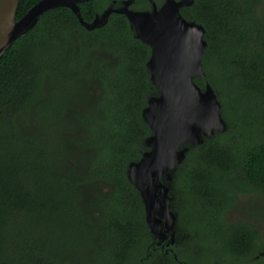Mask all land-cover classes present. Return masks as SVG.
Returning a JSON list of instances; mask_svg holds the SVG:
<instances>
[{
    "label": "trees",
    "instance_id": "1",
    "mask_svg": "<svg viewBox=\"0 0 264 264\" xmlns=\"http://www.w3.org/2000/svg\"><path fill=\"white\" fill-rule=\"evenodd\" d=\"M38 1L19 0L15 18ZM121 1L78 5L89 22ZM163 1L132 0L130 8L150 9L152 2ZM261 1L194 0L180 9L184 18L205 28L206 77L194 81L212 86L226 129L189 146L171 174L177 231L190 234L188 243L173 252L152 248L156 238L139 192L126 176L151 133L142 110L150 96L159 94L146 67L149 47L135 37L123 14L111 13L104 26L89 31L66 7L45 11L14 40L0 58V264H196L198 257L190 255L197 250L191 247L200 245H207L212 256L204 264H227V259L264 264V257L249 260L256 254L259 230L224 221L238 195L264 191ZM92 49L99 57L86 83L100 105L96 111H70L67 104L55 103L57 88L49 76L61 68L67 77L63 66L69 65L63 63H74L73 57ZM61 53L72 59L61 62ZM225 106L230 117L222 114Z\"/></svg>",
    "mask_w": 264,
    "mask_h": 264
},
{
    "label": "water",
    "instance_id": "2",
    "mask_svg": "<svg viewBox=\"0 0 264 264\" xmlns=\"http://www.w3.org/2000/svg\"><path fill=\"white\" fill-rule=\"evenodd\" d=\"M18 1L0 0V58L45 11L57 7L69 8L89 31L104 26L111 13L123 14L135 37L149 47L146 67L159 94L150 96L142 110L151 133L145 139L147 149L127 165L126 176L139 192L150 233L159 239L167 232L173 236L176 214L170 206L171 174L184 161L189 146H198L226 129L212 86L206 81L202 88L194 81V77H206L202 59L208 47L204 26L180 12L194 0H164L159 6L152 2L145 10L130 8L132 0H122L120 6L109 5L89 22L78 4L91 0H39L16 19Z\"/></svg>",
    "mask_w": 264,
    "mask_h": 264
},
{
    "label": "rangeland",
    "instance_id": "3",
    "mask_svg": "<svg viewBox=\"0 0 264 264\" xmlns=\"http://www.w3.org/2000/svg\"><path fill=\"white\" fill-rule=\"evenodd\" d=\"M261 2H263V0ZM261 11L262 5L259 4L255 9V13L260 15ZM58 55V59L61 60V62H68L72 59H64L66 57L64 53ZM98 57V51L92 49L88 51L87 56L78 55L77 58L73 57L75 58L74 63H63L64 65H69L63 66L64 69L66 67V71L68 72V75L65 78H63L62 69L60 67V69L55 72L53 69L49 76V81H51L54 88H57L53 98L55 103L67 104L70 111H73L75 108H81L86 111H96L100 103L96 101L94 96L96 92L86 83V81L95 71L92 64L97 61ZM55 74H58V76ZM225 107L226 109L223 110L222 114L225 117H230L232 112L231 108L228 106ZM224 221L234 225L238 222H244L256 226L261 234V239L257 241L258 249H260L261 246H264V191H251L238 195L235 198V202L230 204L225 211ZM189 238L190 234L185 231H180L178 236L179 244L177 246H180V244L183 243H188ZM213 239L210 241L211 243L216 240ZM186 249V255L188 256L191 250H197L196 254L190 255L191 258L198 257L195 261L196 264H204L212 257L202 245L194 248L195 250L192 247L191 250L189 248ZM229 260L230 259H227V263H232L231 261L233 259Z\"/></svg>",
    "mask_w": 264,
    "mask_h": 264
},
{
    "label": "flooded vegetation",
    "instance_id": "4",
    "mask_svg": "<svg viewBox=\"0 0 264 264\" xmlns=\"http://www.w3.org/2000/svg\"><path fill=\"white\" fill-rule=\"evenodd\" d=\"M171 203H172V199H171ZM250 225H252V224H250ZM252 226H254V225H252ZM254 227H256V226H254ZM171 236H172V234L170 232H167V233H165V236L162 239L155 237L156 241H154L152 248L153 249L159 248L160 250H163L165 252H173L174 248L177 247V245L179 244V242H178L179 232L177 231V217H176V221H175V229H174L172 238H171ZM260 239H261V234H260V238H258V240H260ZM184 244H186V243H184ZM205 247H207V245ZM255 250H256V254L253 255L252 258L249 259L250 261L253 259L258 260L261 257H264V246H261L260 249H258V247H256ZM247 261H248V259H247ZM250 261H249V263H250ZM236 263H239V262L237 261ZM227 264H232V263H227Z\"/></svg>",
    "mask_w": 264,
    "mask_h": 264
}]
</instances>
